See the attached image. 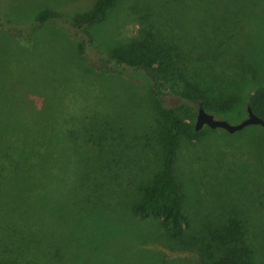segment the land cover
Instances as JSON below:
<instances>
[{
  "label": "rangeland",
  "instance_id": "1",
  "mask_svg": "<svg viewBox=\"0 0 264 264\" xmlns=\"http://www.w3.org/2000/svg\"><path fill=\"white\" fill-rule=\"evenodd\" d=\"M94 2L0 0V14H6L15 24L31 22L42 11L71 21L88 13ZM146 2L116 0L104 19L88 28L94 48L107 52L143 44L169 61L168 84L172 89L193 91L207 112L238 123L246 116L249 94L258 87L264 88V25L257 28L255 23L248 22L251 35L243 36L239 32H244V28L242 24L237 28L233 8L203 11L187 0L175 5L169 1L177 8L174 19H178L180 27L170 18L168 24L185 29L186 33L172 28L168 32L140 23L151 0ZM190 15L195 16V24L204 21L200 31L185 20ZM184 23L188 25L182 26ZM64 26L51 21L35 26L31 32L32 46L26 51L11 35H0V76L10 72V80L17 77L13 73L28 72L24 82L17 78L20 84L14 89L21 91L22 98L17 101L24 111L2 110L0 121L15 126V141L21 142L28 153L37 146L36 140L46 143L45 134L35 132L37 124L49 122L54 116L69 118V127L76 126V137L85 141L86 146L76 142L77 149L69 144L70 261L196 264L198 259L193 251L198 242L193 240V246L180 247L163 235L158 220L135 218L130 212V205L159 172V142L165 135L160 132L168 126V118L158 113L148 84L140 74L117 78L86 67L75 52L76 37ZM10 47L22 51L17 54L22 58L7 56L6 48ZM198 53L207 55L200 58L202 64L195 59ZM205 62L211 64L204 65ZM162 109L180 117L184 128L193 126L194 106L171 96L164 100ZM197 131L198 135L188 136L182 128L174 151L173 175L182 211L187 216L186 236L204 239L208 229L235 218L244 227L242 233L253 260L264 264V131L256 125L233 133L206 126ZM101 134V149L86 140L92 137L96 141ZM111 144L117 145L115 154L105 152ZM85 151L94 154L92 157L99 164L91 174L96 182L89 177V170H76L85 165L84 161L74 166L70 162L73 156L78 159ZM45 153V158L62 156L52 144Z\"/></svg>",
  "mask_w": 264,
  "mask_h": 264
},
{
  "label": "trees",
  "instance_id": "2",
  "mask_svg": "<svg viewBox=\"0 0 264 264\" xmlns=\"http://www.w3.org/2000/svg\"><path fill=\"white\" fill-rule=\"evenodd\" d=\"M115 1L95 0L88 13L75 17L71 21L62 19L52 12L42 11L31 22L15 24L9 16L0 14V35L4 33L11 35L19 43L22 51H26L32 46L31 32L35 26L44 24L46 21L56 22L65 25L64 28L69 29V32L71 31L76 37L75 52L91 71L117 78L132 73L143 76L158 113L160 112L165 119L168 118V126L160 132H164L165 135L159 142L162 150L159 172L153 182L145 187L142 194L130 205L132 216L139 219L150 217L158 220L163 235L179 244L180 247L193 246V240L194 243L198 242L197 250L193 251L198 259L196 264H262L253 260L252 250L242 233L244 227L235 218H229L225 223L220 222L214 228L208 229V236H204V239L198 240L194 236L188 239L186 236L187 216L182 211L179 187L173 175L174 151L182 128L188 136H196L198 131H194L193 126L190 125L184 128L180 117L171 116L170 112L168 113L162 107L164 100L171 96L189 106H194L195 109L199 105L205 109V106L193 91L172 89L168 84L171 69L169 61L145 48L143 44L136 45L137 48H131L133 44L124 49H112L107 52L94 48L88 28L101 22ZM169 1L175 5V3L183 4L186 0H151L145 9L147 13L143 14L140 23H147L160 30H169L168 32L176 29L185 34V29L177 28L180 27V24L177 25L178 19H174L177 8L171 6ZM187 1L200 6L203 11L215 7L233 8L237 28H240L241 24L244 28V32H239L243 36L251 35L250 28H247L248 22L255 23L257 28L264 25V0ZM144 3L148 4L146 0ZM162 5L169 7L162 8ZM186 6L180 7L186 8ZM153 8L155 10H152ZM168 18L172 23H176L177 27L169 25ZM185 20L191 22L198 31L205 25L204 21L199 25L195 24L194 15L186 16ZM186 23L182 26L188 25ZM243 28L240 30L242 31ZM10 48H6L7 56L22 53V51H15L16 48L15 50ZM204 55V53H198L195 59L202 64L200 58ZM188 56L191 57V53H188ZM17 57L22 58L19 55ZM27 73V71L21 75L13 73L17 77L10 80L7 78L12 74L10 72L0 76V112L7 111L8 108L23 110L17 101L22 98L21 91L19 90V93L14 89L20 84L17 83L19 82L17 78H21L20 80L24 82L25 76L28 77L25 75ZM247 104L264 120V88L258 87L253 90L247 97L245 106ZM59 117L57 119L54 116L49 122L37 124L39 128L35 132L37 135L44 133L46 143L36 140L37 146L31 153L25 151L21 142L15 141L12 131L15 126L12 127L10 122L0 121V264H69V262L79 264L78 261L69 259V144H72L74 149H77L76 142H82L85 146L86 144L85 141L76 137L77 127H69V118L59 119ZM122 117H124L123 114ZM14 121L13 118L12 123ZM257 127L262 129L260 126ZM96 133L100 134L101 131ZM70 135L72 138L69 139ZM90 138L92 137H87L86 140L94 142L97 149L104 146L99 144L103 134L101 138L97 137V142ZM48 144L60 149L62 156L53 158L49 155V158H45ZM116 147V144H111L105 147V152L115 154ZM90 153L85 151L78 159L73 156L70 162L74 166V164L79 165V162L82 165L84 161L85 168L81 166L76 170L78 172L82 170V173H88L89 170V177L96 182L91 174L94 166L98 167L99 164L95 163L92 157L94 154Z\"/></svg>",
  "mask_w": 264,
  "mask_h": 264
},
{
  "label": "water",
  "instance_id": "3",
  "mask_svg": "<svg viewBox=\"0 0 264 264\" xmlns=\"http://www.w3.org/2000/svg\"><path fill=\"white\" fill-rule=\"evenodd\" d=\"M246 116L238 123H229L223 119L216 118L211 113L207 112L201 105L197 106L195 112V120L193 124V130L197 131L200 128L206 126L211 129L219 128L228 133H233L243 129L249 125H257L264 131V120L256 115L247 104L245 106Z\"/></svg>",
  "mask_w": 264,
  "mask_h": 264
}]
</instances>
